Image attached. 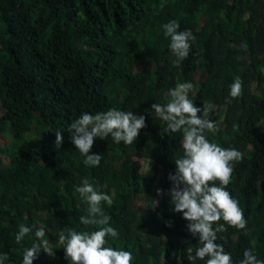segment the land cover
I'll use <instances>...</instances> for the list:
<instances>
[{
  "label": "trees",
  "instance_id": "obj_1",
  "mask_svg": "<svg viewBox=\"0 0 264 264\" xmlns=\"http://www.w3.org/2000/svg\"><path fill=\"white\" fill-rule=\"evenodd\" d=\"M172 20L196 37L179 66L163 29ZM236 76L243 90L232 99ZM179 83L198 87L189 92L196 107L210 106L218 131L209 141L244 156L227 190L247 226L225 224L216 243L233 264L246 249L264 261V0H0V253L8 254L0 264H22L38 228L54 256L41 251L33 264H69L58 234L97 230L79 221L87 204L75 188L84 179L113 199L103 208L119 238L106 237L105 247L130 251L133 264H191L186 249L200 247L199 237L168 194L183 135L165 132L151 108ZM111 108L145 116L146 127L128 146L94 137L89 155L102 159L86 166L67 128ZM144 195L152 200L142 206ZM21 224L32 232L17 244Z\"/></svg>",
  "mask_w": 264,
  "mask_h": 264
},
{
  "label": "clouds",
  "instance_id": "obj_2",
  "mask_svg": "<svg viewBox=\"0 0 264 264\" xmlns=\"http://www.w3.org/2000/svg\"><path fill=\"white\" fill-rule=\"evenodd\" d=\"M160 7L163 8L164 4ZM179 28L180 25L175 20L163 25L165 37L170 38V51L176 57L174 66H179L188 58L191 45L196 40L190 29L178 31ZM241 47L247 49L246 44ZM242 86L241 78L236 76L230 85L229 95L232 99L242 95ZM197 88L192 83H179L169 91L170 99L166 104L151 105L156 117L166 123L165 132H182L183 135V156L175 160L176 175L169 174V180L173 184L168 194L171 196L170 203L174 205V212L182 213L183 219L189 221L188 230L192 236L199 237L200 247L195 250L193 247L186 249L187 259L191 264L205 258L206 264H233L231 254L216 241L218 233L227 231L225 224L238 230L247 226L243 209L227 190L234 163L242 162L244 156L241 151L223 148L206 137L207 132L215 134L218 127L208 118L210 106L205 105L201 109L189 99V92ZM226 102L231 103V100ZM201 112L202 115L199 114ZM145 121L146 117L143 115L138 117L132 111L111 108L95 115L84 112L68 126L67 131L71 142L85 157L83 163L97 167L102 156L89 155L94 137L103 139L111 135L116 144L123 142L126 146L132 145L140 130L146 127ZM63 139L61 131H57L56 146H60ZM216 181H219V186ZM75 193L87 204L86 215L79 217L80 223L85 227L95 226L97 230L77 232L69 229L67 233L61 231L58 234V243L64 246L65 259L69 264H133L134 258L130 251L105 247L108 243L106 237L119 238V232L110 226L111 216L106 215L103 208L104 203L108 206L113 204L112 197L97 191L88 179L82 180L80 186L75 188ZM157 195H163V190L157 189ZM156 206L158 201L154 200L152 207ZM221 220L224 224L219 223ZM214 225L217 226L213 227ZM31 232L32 228L21 224L15 235V242L20 244ZM34 235L36 242L24 249L22 264H33L41 251L54 256L49 241L45 239V230L38 228ZM7 260L8 254L0 253V261ZM239 264H264V261L259 260L252 250L246 249Z\"/></svg>",
  "mask_w": 264,
  "mask_h": 264
},
{
  "label": "rangeland",
  "instance_id": "obj_3",
  "mask_svg": "<svg viewBox=\"0 0 264 264\" xmlns=\"http://www.w3.org/2000/svg\"><path fill=\"white\" fill-rule=\"evenodd\" d=\"M8 142L10 141V137L7 138ZM152 200L151 196L144 195L141 198V205L143 206L145 203L148 204ZM145 204V205H146Z\"/></svg>",
  "mask_w": 264,
  "mask_h": 264
}]
</instances>
